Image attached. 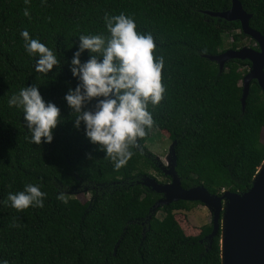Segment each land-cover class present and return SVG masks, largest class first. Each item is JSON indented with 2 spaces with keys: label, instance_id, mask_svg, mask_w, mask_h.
<instances>
[{
  "label": "trees",
  "instance_id": "16d2710c",
  "mask_svg": "<svg viewBox=\"0 0 264 264\" xmlns=\"http://www.w3.org/2000/svg\"><path fill=\"white\" fill-rule=\"evenodd\" d=\"M252 15L250 27L264 36V0H239ZM231 0H0V260L8 264H222L220 233L206 240L213 224L188 236L176 213L199 203L179 201L153 213L160 194L136 183L151 170L163 176L146 142L153 130L176 142V171L185 189L203 186L211 194L248 191L264 161V93L252 81L242 113V80L251 64L232 60L222 73L204 55L237 50L249 39L239 22L205 11L229 10ZM27 8L29 15H24ZM124 12L140 33H150L162 56V99L149 103L153 125L130 146L119 169L83 124L73 126L64 100L78 80L69 62L81 34H104L103 17ZM27 29L52 49L59 63L48 73L35 69L24 48ZM232 41L224 49L223 36ZM253 47V46H251ZM257 48V47H255ZM81 61L88 59L82 52ZM35 84L59 109L53 140L30 142L23 112L7 100ZM165 177L163 182H168ZM25 183L40 185L42 207L12 208L8 192ZM63 194V200L57 199ZM86 193L83 202L77 195Z\"/></svg>",
  "mask_w": 264,
  "mask_h": 264
},
{
  "label": "clouds",
  "instance_id": "9594fccd",
  "mask_svg": "<svg viewBox=\"0 0 264 264\" xmlns=\"http://www.w3.org/2000/svg\"><path fill=\"white\" fill-rule=\"evenodd\" d=\"M28 3V0H25ZM24 15L29 11L24 9ZM104 34H81L79 44L69 62L73 77L78 80L69 87L64 100L71 109L73 126L83 124L84 134L90 143L97 144L105 156L119 169L132 156L130 146H136L138 138L146 135L153 125L148 105H156L165 89L161 82L164 66L162 56H153L156 47L150 33H140L136 23L124 12L103 17ZM24 48L35 57V69L48 73L59 61L52 49L35 38H30L27 29L20 31ZM84 50L88 59L81 61ZM9 106L22 109L23 122L30 132V142L41 144L53 140L60 109L51 101H45L38 87H21L7 100ZM45 192L40 185L25 183L23 189L8 192L5 203L12 208L42 207ZM63 194L57 199L63 200ZM0 264H8L0 260Z\"/></svg>",
  "mask_w": 264,
  "mask_h": 264
},
{
  "label": "water",
  "instance_id": "95a60500",
  "mask_svg": "<svg viewBox=\"0 0 264 264\" xmlns=\"http://www.w3.org/2000/svg\"><path fill=\"white\" fill-rule=\"evenodd\" d=\"M204 14L226 22H239L242 32L258 47L255 49L243 46L237 50L228 49L217 55L203 56L217 63L220 73L229 61L250 62L251 66L242 80L241 108L242 113H245L252 81H256L264 93V36L250 27L252 15L244 10L239 0H231L229 10L205 11ZM175 146L176 142H172L165 157L167 165L159 163L155 158L156 166L169 182H159L150 174H143L136 180V183L161 195L153 206V213L179 201L202 204L213 216V229L206 240L211 242L220 233L222 264H264V161L248 191L235 194L225 190L220 195H215L203 186L188 189L182 187L181 178L176 171Z\"/></svg>",
  "mask_w": 264,
  "mask_h": 264
},
{
  "label": "rangeland",
  "instance_id": "374dc122",
  "mask_svg": "<svg viewBox=\"0 0 264 264\" xmlns=\"http://www.w3.org/2000/svg\"><path fill=\"white\" fill-rule=\"evenodd\" d=\"M232 39L228 34L223 36L224 49L230 47ZM245 46H253L255 43H251L249 39L244 40ZM247 70L248 67H246ZM172 142L168 138V135L160 132L159 130H153L150 139L146 142L147 150L158 159L163 165H167L165 157L168 154V150ZM155 177L159 182H163L165 177L159 176L154 170L149 173ZM81 201H87L90 196L86 193H79L77 195ZM176 219L184 229L185 234L188 236H196L200 233L203 226L209 225L213 221L211 212L202 204L192 205L189 211H181L176 213Z\"/></svg>",
  "mask_w": 264,
  "mask_h": 264
},
{
  "label": "flooded vegetation",
  "instance_id": "af4514ba",
  "mask_svg": "<svg viewBox=\"0 0 264 264\" xmlns=\"http://www.w3.org/2000/svg\"><path fill=\"white\" fill-rule=\"evenodd\" d=\"M255 47H257V45H253V48H255ZM255 49H258V47L257 48H255ZM159 163H160V161H159ZM167 178V177H166ZM169 182V181H168ZM163 183H167V182H163Z\"/></svg>",
  "mask_w": 264,
  "mask_h": 264
}]
</instances>
